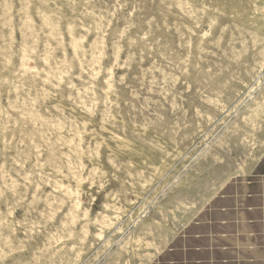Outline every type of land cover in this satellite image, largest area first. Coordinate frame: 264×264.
<instances>
[{"label": "rangeland", "instance_id": "1", "mask_svg": "<svg viewBox=\"0 0 264 264\" xmlns=\"http://www.w3.org/2000/svg\"><path fill=\"white\" fill-rule=\"evenodd\" d=\"M0 264H264V0H0Z\"/></svg>", "mask_w": 264, "mask_h": 264}]
</instances>
